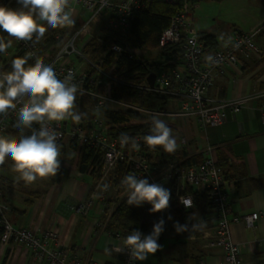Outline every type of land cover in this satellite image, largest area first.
<instances>
[{
	"label": "built area",
	"instance_id": "1",
	"mask_svg": "<svg viewBox=\"0 0 264 264\" xmlns=\"http://www.w3.org/2000/svg\"><path fill=\"white\" fill-rule=\"evenodd\" d=\"M73 0H70V4ZM83 8L91 12V17L82 26L77 28L67 27L69 34L65 44L54 53V46L42 52L43 40L38 44L22 42L15 39V48L27 53H32V60L42 58L44 63L55 68L58 77L63 78L69 72L74 76L82 93L93 97L90 107L91 115L84 117L79 123L70 119L53 124L52 127L59 134V142L66 145L71 142L86 144L101 154L103 165V198L108 192L115 190L120 199L127 198L125 187L121 190L119 181V167L125 165L128 174L140 178H147L150 183H159L163 187H172L179 204L186 208L181 199L191 198L194 205L193 191H206L210 195L212 209L216 216V224L209 232H204L207 244L211 247L221 248L224 252L223 264L244 263L237 244L231 237V225L234 222L244 221L247 226H253L260 218L261 212H253L246 215H230L231 200L227 190L230 182L228 171L223 167L214 155V147L208 145L204 150L201 161L193 164H183L182 160L173 162L161 168L157 163V154L143 141L141 135L134 138L139 143V148H133L131 143L121 147L120 136L112 132L108 126L106 112L124 111L129 105L116 100L110 93V79H115L112 72L105 70L100 64L91 61L83 53L84 38L94 36L92 19L97 15L108 12L110 14L109 26L117 30L126 31L129 27L133 10L146 5L142 0H75ZM180 4L179 10L172 17L170 25L163 30L159 45L164 47L169 44L182 43L183 54L179 59L167 61V67L156 72L155 86L149 83L144 87L149 91H157L177 97L179 107L173 110L154 111L140 107L143 115L151 117L157 115L169 117H194L203 128L223 124L229 111L235 113L241 110L238 101H216L208 94V89L219 76L226 74L229 66L238 69L243 65L242 57H251L263 53L259 45L258 37L262 25L250 31H235L227 43L213 53L206 55V45L198 32L193 9L195 0H166ZM0 5L11 7L10 0H0ZM61 33L56 38H61ZM112 50L117 52L125 49L130 57L145 54L144 50L113 44ZM7 55H11L7 50ZM71 55L87 62V67H76ZM92 69V70H91ZM3 72L0 70V74ZM116 106V107H113ZM264 118V107L260 108ZM16 118L15 113L8 116H0V134L5 135L10 126V120ZM38 127V126H37ZM178 134V133H176ZM186 137L181 136V142L185 144ZM69 146V145H67ZM96 194H91L84 202L74 209L81 214H88ZM146 203V202H145ZM150 205L149 203H146ZM189 208V207H188ZM10 205L4 200L0 186V228L2 235L0 245L16 242L26 246L32 254L47 264H86L68 246L62 244L59 230L51 228L39 234L29 227L16 226L10 219ZM119 244L125 236L121 232L114 235ZM123 254L122 264H136L131 260L127 251ZM87 264H99L90 260Z\"/></svg>",
	"mask_w": 264,
	"mask_h": 264
},
{
	"label": "crops",
	"instance_id": "2",
	"mask_svg": "<svg viewBox=\"0 0 264 264\" xmlns=\"http://www.w3.org/2000/svg\"><path fill=\"white\" fill-rule=\"evenodd\" d=\"M10 3L13 8L19 7L17 0H10ZM199 5H196V11ZM70 10L76 21L74 28L82 26L77 23L84 18L87 22L91 17V12L75 0L71 2ZM197 13L200 14L194 11L198 31L214 33L219 40V48L227 43L235 31H242L236 28L231 32L227 30L220 40L201 15L198 21ZM103 16V25H109L110 14L105 12L92 19V26ZM203 26L205 29H201ZM65 32L71 33L69 30ZM10 39L15 48L14 40ZM262 50V54L242 57L243 65L240 69L229 66L227 73L216 78L210 85L208 94L216 101H238L241 104L238 112L229 111L223 124L203 128L194 117L168 118L175 126L174 132L178 133L175 134L177 143L183 144L181 136L186 137L187 142L183 146L189 156L199 155L202 159L205 148L208 145L214 147L216 159L222 163L230 177L227 186L232 208L230 215L261 212L260 218L251 227L244 221L231 225V237L246 264H264V118L260 110L264 107V47ZM79 60L85 61L81 58ZM176 102L177 105L167 109L178 108L179 101ZM76 158L77 153L72 162L66 160L67 175L61 183L51 184L48 178L44 187H27L21 193H16L12 185L5 188V191L0 185L4 200L11 207L10 219L16 226L29 227L39 234L51 228L59 230L62 244L70 247L86 264L90 260L99 264H122V253L107 255L104 251L105 247L119 242L107 225L118 200L122 199L115 190L103 198L102 178L98 180L94 173L81 172ZM92 193L96 195L89 213L77 212L73 206L80 205ZM204 216H207L209 224L204 232H209L216 224L214 210L208 209ZM202 218V213L198 211L196 219ZM159 239L161 249L145 261L137 260L136 264H223V250L209 246L203 235L179 238L177 243L168 246L163 245V237ZM0 264L47 262L38 260L26 246L12 241L5 246L0 245Z\"/></svg>",
	"mask_w": 264,
	"mask_h": 264
},
{
	"label": "clouds",
	"instance_id": "3",
	"mask_svg": "<svg viewBox=\"0 0 264 264\" xmlns=\"http://www.w3.org/2000/svg\"><path fill=\"white\" fill-rule=\"evenodd\" d=\"M17 4V8L0 5V31L17 41L38 44L49 29H63L76 23L70 0H17ZM11 46V39L7 42L0 39V53H7ZM32 58V53L16 56L10 70L0 74V116L15 113L14 126L21 133L18 137L0 134V166L11 161L17 181L25 185L59 173L61 145L52 125L69 119L79 123L83 116L76 104L77 95L82 92L72 73L60 78L55 68L45 64L42 58H35L34 63L29 64ZM150 119V134L143 137L144 143L153 150L159 146L165 153H174L178 145L173 129L157 115ZM26 130L28 134H24ZM129 143L139 148L135 138L122 133L121 147ZM121 184L125 186L129 205L139 207L146 202L151 205L150 212H163L170 207L171 192L159 183L129 174L123 177ZM181 202L186 208L193 204L191 198L181 199ZM165 224L161 217L148 234L132 230L119 244H111L104 251L107 255L127 251L131 260L145 261L161 249L158 240L165 231ZM173 226L178 233L188 229V225L179 222H174Z\"/></svg>",
	"mask_w": 264,
	"mask_h": 264
},
{
	"label": "trees",
	"instance_id": "4",
	"mask_svg": "<svg viewBox=\"0 0 264 264\" xmlns=\"http://www.w3.org/2000/svg\"><path fill=\"white\" fill-rule=\"evenodd\" d=\"M142 1L146 2V5L133 10L129 27L126 31L117 30L109 25H103L98 35L83 39L85 42L82 47L83 53L91 61L100 64L105 70L111 71L115 77V79H110V93L112 97L129 105L124 111L108 110L106 112L108 118L107 124L110 130L120 137L122 133L133 138L137 134L141 135L142 138L150 134L151 117L143 115L138 109L130 107V105L148 110L164 111L167 109L171 100H177V97L173 95L149 91L144 87L148 84V76L150 73L159 72L162 68H166L167 61L179 59L183 54L182 43L169 44L164 47L159 45L163 30L170 25L172 17L180 8V4L171 3L166 0ZM85 22L84 18L77 25H83ZM58 33L63 35L60 39L56 38V34ZM69 34H66L64 28L49 29L43 39L42 52L51 45L55 47L54 53L57 52L65 44ZM199 34L205 42L206 51L209 54L219 48V40L214 33L202 31ZM263 36L264 24L258 37L261 48L264 47ZM0 39L7 42L9 36L7 33L0 31ZM113 44L121 45L123 48L130 46L141 49L145 51V54L130 57L129 52L125 49L120 52L112 50ZM15 50L16 53L14 55L0 53V70L3 73L10 70L12 59L16 56L25 55L20 48ZM31 63H34L32 59L29 60V64ZM92 102L93 97L89 94L82 93L77 95V111L83 114L82 119L84 117H90L91 112H89L88 106ZM15 120L16 118L10 120V126L5 135L18 137L21 134L14 126ZM167 124L170 128H175L173 124ZM28 131L26 130L24 134H28ZM173 134L175 135L176 133L173 132ZM175 137L177 136L175 135ZM59 144L61 145V168L55 177L50 178L49 181L51 184L61 183L67 175L66 157L68 148L76 151V163L81 172L94 173L98 180L102 178L103 165L99 152L86 144H79L77 142H71L69 146L63 142H59ZM177 145V150L171 154L165 153L159 146L155 150L151 149L156 152V160L161 168L180 160H182L183 164H193L201 161L199 155L189 156L183 144L177 143ZM219 163L222 165L221 162ZM119 171V181L121 182L124 176L129 175V172L125 165H121ZM2 180L3 182L1 184L3 186L16 185L15 180L8 176H5ZM124 187V185H120L121 190ZM2 188L5 191V188ZM21 188L23 189V187ZM167 189L171 192L170 207L163 212H150L151 205H147L146 203L138 207L127 204V198L122 199V201L118 200V205L108 221V230L114 233L121 232L125 237L135 229L140 230L144 234H148L152 230L153 223L163 217L166 221L165 231L163 233L173 232L178 234L179 238L180 236L185 238L202 236L204 230L209 225L206 221L208 218L207 216L205 218L204 215L208 209L212 208V202L208 192L193 191L194 205L189 208H184L179 204L172 187L169 186ZM111 207L112 204L108 208L110 209ZM198 211L202 213L203 218L201 220L196 219V213ZM169 216H171V219H168ZM174 222H179L181 225H188V229L178 233L173 226ZM2 232V228H0V238Z\"/></svg>",
	"mask_w": 264,
	"mask_h": 264
},
{
	"label": "rangeland",
	"instance_id": "5",
	"mask_svg": "<svg viewBox=\"0 0 264 264\" xmlns=\"http://www.w3.org/2000/svg\"><path fill=\"white\" fill-rule=\"evenodd\" d=\"M194 2L196 3V5L200 3V7L197 11L196 7L193 9V11L200 13L199 15L197 13L198 21L201 15L203 17V21H205L208 25H211V30L213 32L215 31L218 34L220 40L223 39V35L226 34L227 30L231 32L233 28H236L242 31H250L251 28H253L254 26L256 27V25L260 21L261 22L258 25L264 24V0H195ZM104 17L105 16L100 17L96 24L93 26L94 35L99 34V29L105 21ZM201 29H205L204 26ZM9 51L11 55H14L16 53V50L13 46L9 48ZM71 59L74 61L76 67L84 68L87 66L86 61L79 60V58H77L75 55H71ZM176 103V100H171L168 104V108L177 105ZM90 107L91 105L88 106L89 112ZM158 118L164 120L167 123L170 122L171 124H173V122L169 121L168 118V120L165 117L161 116H158ZM75 156L76 151L69 149L66 160L68 162H72ZM5 176H8L9 178L15 180L16 185H14V189L16 193H21L22 191H25L27 187L38 188L39 186L42 188L48 183L47 179L37 180L36 182L30 185H25L23 181H17V174L12 171L11 161H7L3 166H0V185L4 188H7L6 186H3L1 184L3 182L2 179ZM21 187H23V190L21 189ZM160 237H163V245L166 246H168L170 243L175 244L179 240V235L173 232L163 233L160 235ZM180 238L184 237L180 236ZM158 241L160 243L161 240L159 239Z\"/></svg>",
	"mask_w": 264,
	"mask_h": 264
},
{
	"label": "water",
	"instance_id": "6",
	"mask_svg": "<svg viewBox=\"0 0 264 264\" xmlns=\"http://www.w3.org/2000/svg\"><path fill=\"white\" fill-rule=\"evenodd\" d=\"M156 72H152L148 76V83L151 87L155 86Z\"/></svg>",
	"mask_w": 264,
	"mask_h": 264
}]
</instances>
